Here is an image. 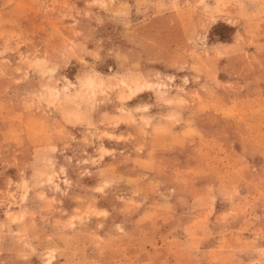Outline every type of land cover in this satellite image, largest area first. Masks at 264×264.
<instances>
[{"label": "rangeland", "instance_id": "obj_1", "mask_svg": "<svg viewBox=\"0 0 264 264\" xmlns=\"http://www.w3.org/2000/svg\"><path fill=\"white\" fill-rule=\"evenodd\" d=\"M0 264H264V0H0Z\"/></svg>", "mask_w": 264, "mask_h": 264}]
</instances>
